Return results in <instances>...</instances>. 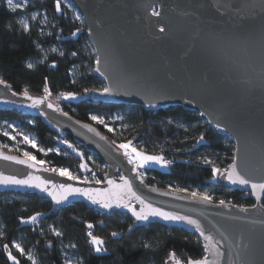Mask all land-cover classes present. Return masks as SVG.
I'll list each match as a JSON object with an SVG mask.
<instances>
[{"label": "water", "instance_id": "water-1", "mask_svg": "<svg viewBox=\"0 0 264 264\" xmlns=\"http://www.w3.org/2000/svg\"><path fill=\"white\" fill-rule=\"evenodd\" d=\"M65 1L71 3L81 15L95 59L100 58L99 65L96 60L94 62L93 74L104 85L117 80L121 82V87L112 95L102 96L98 92H91V100L140 107L145 111L180 106L195 112L210 129L233 142L237 170L254 183H264V80L260 76L259 43V29L264 19L257 14L255 18L245 19L241 23L235 13H225V9L219 7L231 4L233 8H238L253 0ZM259 2L255 0V3ZM151 6L161 13L159 17L151 16ZM243 14L246 15L247 10ZM161 26L165 27L164 33L158 30ZM252 40H255L254 46ZM97 68L100 71H96ZM6 84L9 87L0 84L1 112L16 111L36 118L53 133L69 136L104 163L106 173L100 183L68 180L58 173L45 171L50 168L43 165L29 168L25 164L5 160L3 156L25 160L27 157L8 153L1 148L0 173L18 179L31 174L33 184L51 179L55 188L52 184L48 188L58 197L63 195L59 187L62 183L90 189L95 199L109 202L112 207L94 204L88 196L79 194L70 195L67 201L57 204L47 192L27 186L0 185V192L36 195L46 199L56 209L82 203L106 214H124L136 227L156 223L177 228L199 238L203 248L205 241L191 226L164 221L159 217L137 221L129 208L123 205L128 204L137 211L142 205L129 193L121 179L123 176L131 182L132 191L153 207L200 220L206 233H211L219 241L217 247L224 253L218 264H241L242 261L246 264H264V211L259 210L264 190L256 189L253 194L251 185L234 184L225 178L226 173L223 172L227 187L250 194L257 205L253 209L231 203L220 206L214 202L205 204L199 200L193 201L186 194L149 186L143 176L141 183V173L136 163H129L125 152L116 148L94 124L80 121L69 114L63 115L65 112L61 111L60 106L47 96L28 94L33 98L30 100L23 93L13 95L11 85ZM42 98L44 102L37 108L29 107L33 100ZM49 103L53 108L47 107ZM201 112L205 115L201 116ZM217 122L222 125L221 128L216 127ZM109 180L113 183L109 184ZM241 207L248 208L249 212L240 211ZM238 243H247L249 248H237ZM209 259L213 257L209 256Z\"/></svg>", "mask_w": 264, "mask_h": 264}, {"label": "trees", "instance_id": "trees-1", "mask_svg": "<svg viewBox=\"0 0 264 264\" xmlns=\"http://www.w3.org/2000/svg\"><path fill=\"white\" fill-rule=\"evenodd\" d=\"M30 1L32 4L28 7L29 11L45 10L52 18L54 26L50 37L40 38L34 28L28 32L21 30L15 22L18 13L10 12L5 1L0 0V79L10 84L13 92L22 94L27 89L28 94L47 96L60 106L61 111L89 123H92L89 119L91 112L104 115L129 108L133 111L129 113L133 127L124 135L113 136L102 126L94 125L116 148L130 141V145L136 150L143 146L144 153H155L173 162L165 170L146 168L143 178L147 185L171 191L169 186H173V189H186L188 186L208 187L212 189V193L217 194L212 198L214 203L224 200L245 207L254 204L249 193L232 190L224 181L213 180L211 169L218 167L224 172L228 168L233 160L234 145L228 137L210 129L195 112L184 110L180 106L145 111L140 107L91 100V91L85 94L84 90L103 87L102 80L93 74L95 55L90 60L92 71L86 78L74 83L69 76L70 68L79 58L84 57L83 46L89 41L85 26L66 17L62 4L61 11L57 12L56 0ZM77 28H80L81 32L74 37L72 32ZM36 42L58 46L61 55H51L43 64H37L33 69L27 68V61L39 59ZM45 87L51 95L45 93ZM67 92L75 93L80 98L58 102L60 94ZM0 121L21 124L45 148H52L64 141L74 145L83 154L84 159L90 154L84 147L77 146L69 136L53 133L36 118L16 111H0ZM174 122L196 126L187 132L177 131ZM201 134L204 135V140L196 143ZM0 140L4 141V138L0 136ZM207 157L212 161L211 164L204 162ZM36 158L40 159V156L36 154ZM46 159L55 167L78 166L80 161L74 153H69L68 157L49 155ZM105 173L106 169L102 172L92 169L87 175L90 181H103ZM7 196L14 198H6ZM36 213L41 214L36 219L41 226H51L58 230L61 233L60 238L47 233L38 234L33 230L35 221H29L28 218ZM22 219L24 223L21 222ZM89 224L92 225L91 228L88 227ZM0 227V264H28L12 250V242L19 236L28 240L25 248L34 249L39 264H62L59 250L62 244L74 246L72 252L80 260V264H166V261L170 264L174 262L170 253H174L181 262H186L188 258L195 260L204 256L201 242H198L195 235L183 230L167 228L156 223L136 227L124 214H106L82 203L56 209L46 199L32 194L0 192ZM89 232L104 241L102 247L107 251H94V246L90 244ZM113 232L120 233V236L113 237ZM145 243L151 247L145 248ZM5 245L8 247L5 248ZM9 253L16 257V262L8 258Z\"/></svg>", "mask_w": 264, "mask_h": 264}, {"label": "snow or ice", "instance_id": "snow-or-ice-1", "mask_svg": "<svg viewBox=\"0 0 264 264\" xmlns=\"http://www.w3.org/2000/svg\"><path fill=\"white\" fill-rule=\"evenodd\" d=\"M7 4L12 11H15L16 9L21 7V5L19 3H14V0H7ZM202 6L203 5H201V7ZM144 7L147 8L149 6H144ZM151 7H152L151 16L152 17H159L161 15V13L156 10L155 6H151ZM219 7H223L225 9V13H227L229 11L235 13L236 16L240 19L241 23H243V21L245 19L255 18V16L257 14H260L262 16V19H264V0H260L259 4L255 3V0H253V2H251V3L246 2V3H243L242 5H240L238 8H233L231 4L220 5ZM55 10L57 12L61 11L60 0H56ZM244 10H247L246 15L243 14ZM32 18L35 19V15H33ZM75 19L80 20L81 23H83V20L79 15H77L75 17ZM20 24L22 25L24 31L29 30V25L24 23V21L21 20ZM9 27H10V25H9ZM158 30L160 33H164L165 27L161 26V27H159ZM89 31H91V29ZM80 32H81V29L77 28L74 32H72V36L75 37ZM251 43L254 46L255 40H252ZM259 43H260V47H261L260 76H261V79L264 80V23L261 24L260 29H259ZM52 51H55V49H52ZM72 54L75 55L76 53H72ZM100 63H101L100 58L97 57L96 64L99 65ZM27 67L32 68L33 65L31 63H29L27 65ZM96 71H100V69L97 68ZM101 74L103 75V73H101ZM105 78L108 79V77H105ZM45 79H47V78H45ZM0 84H4L6 87H9L3 79H0ZM120 87H121V82L117 80V81H113L112 83H110L108 85H104L103 87H101L99 89L89 90L86 88L84 90V92H85V94L89 93V91L98 92L102 96H109V95L114 94L117 91V89ZM44 91L46 94L51 95V93L49 92V89L47 87H45ZM13 95H16V93L13 92ZM23 95L27 99H30V100L33 99L31 96L28 95L27 89L24 90ZM60 95L64 99L75 100V99L80 98L77 96V94L71 93V92L61 93ZM43 102H44L43 98L42 99H35V100H33L32 104L29 105V107L37 108ZM47 107L53 108V105L49 103L47 105ZM63 115L67 116L68 113L65 112V113H63ZM200 115L204 116L205 113L201 112ZM90 119L93 121H97L100 124H104L105 127H108V125L105 124L104 119L98 115H91ZM209 123H212V121H209ZM9 127H12V126L9 125ZM86 127H87V125H86ZM216 127L221 128L222 125L219 122H217ZM89 130L91 131L92 129H89ZM108 130L113 131L112 128H108ZM5 135H7V132H5ZM12 139H15V137H12ZM23 139L26 143L31 144L32 147H36L35 141L31 140L28 136L25 135L23 137ZM203 140H204V135L201 134L196 143H200ZM130 143L131 142L129 141L128 143H122L119 145V148L126 150L124 155L129 157V163H133L134 159L138 160L140 162L139 167H143L144 164H147L149 162L159 164V165H161V167H167L171 163L170 161L165 160L163 156L142 154L141 152H138L135 148L131 149V152L135 153V157H132L130 155V153L127 151ZM5 147H6V145H5ZM69 147H73V146L69 145ZM193 147H195V144L193 145ZM49 151H51V149H49ZM56 151H59V149H56ZM23 155L25 157H27L26 160L25 159H17L16 157H13V156H3L2 158L5 160H13L19 164H25L29 168H33L36 165H44L45 164V161L37 160L36 156L33 155L31 152L25 151L23 153ZM29 161H31L32 163H29ZM233 161H234L233 164L229 165L228 169L224 170V173H226V177H225L226 179H228L229 181H231L234 184H239L242 186L251 185V190H252L253 194H255L256 189L264 190V183H259V184L254 183L249 178H247L245 175H243L241 171L237 170V165L235 164V155L233 156ZM204 162L209 163V164L212 163V161L207 160V158H204ZM80 168L86 170L87 166L85 164H81ZM44 170L45 171H51L53 173H58L59 176L67 177L68 180H79V177L73 175V173L67 168H58V169L57 168H51V169H44ZM211 171L213 173V178H215L216 174H222L223 175V173H221V169L218 167H213L211 169ZM139 175L141 177V183H143V179H142L143 174L141 173ZM33 179L34 178L31 176V174H29L27 176V178L18 179L15 176H4L2 173H0V185H3V186L16 185V186H27V187L38 188L42 192H47V194L49 196H51L52 199L55 200L57 204H60V203L67 201L68 197L70 195L79 194L82 196H88V198L91 199L92 203H94V204H97V203L102 204V206L105 208L112 207L111 203H109V202L95 199L91 195L90 189H82V188H78V187H73L71 184H63L62 183L59 185V187L63 191V195L58 197L54 191H51L48 188L49 184H52L53 188H55V184H54L53 180H51V179L40 180L39 183L33 184L32 183ZM35 179H39V178H35ZM121 179L124 180V184L127 186V189L129 191V193L131 194V196L134 197L135 200L139 201L140 205H142V207L139 211H137L135 207H130L128 204L123 205L124 207L129 208V210L132 212L133 216H135L137 221H148L149 217H159L160 219H162L164 221L183 223V224H186L188 226H191L192 229L194 230V232H198L199 236L203 238V241H205V243L203 244V250L206 253V255L202 256L200 259H195V260L192 258H188L186 262H183V264H218L219 258L222 257L224 255V253L220 251L219 247H217V245L219 244V241H216L215 237L211 233H206V230H205L204 226L201 224L200 220L193 218L190 215H181L177 212L165 211L162 208L153 207L152 204L147 202L142 196L137 195L136 192L132 191V185H131V182L129 180H127L123 176H121ZM85 181H87L86 177H85ZM100 182H101L100 180L96 181V183H100ZM108 183L112 184L113 181L109 180ZM172 191H174V192H187L188 190L183 189V188H175V189H172ZM189 195L191 196L193 201L199 200L205 204H211L212 203V196L209 195L207 192L198 193L196 191H192L189 193ZM219 205L220 206L225 205V201L220 200ZM117 206H120V205L118 204ZM251 207L253 209H255L257 207V205L254 204ZM259 210L264 211V203L259 204ZM240 211L247 213V212H249V209L245 208V207H241ZM40 215H41L40 213H36L35 215L29 217L28 220L34 222V221H36L37 217ZM21 222L24 223L25 221L22 219ZM88 227L91 228L92 225L89 224ZM131 230L132 229L130 227L129 231H131ZM56 235L59 236V235H61V233L57 232ZM88 235L91 237L90 244L94 246L95 252L99 253V252L107 251L106 248L102 247V245L104 244V241L102 239L93 235L91 232H89ZM111 235L113 237H117V236H120V233L113 232ZM198 242H199V238H198ZM143 246L145 248L151 247V245L148 243H145ZM4 247L7 248L8 246L5 245ZM15 247L17 249H19V251L21 253L24 252V249H22L19 244L15 245ZM236 247L237 248H243L244 250H247L249 248V245L247 243H244L243 245L238 243L236 245ZM209 256L213 257V259H209ZM8 258L11 259L12 261L16 262V257L11 255V253H9ZM170 258L174 261V264H182V262L175 257L174 253H170ZM29 259H32V258L29 257ZM33 264H35V261L33 262ZM64 264H72V262H71V260L66 258ZM166 264H167V261H166ZM241 264H246V262L242 261Z\"/></svg>", "mask_w": 264, "mask_h": 264}, {"label": "rangeland", "instance_id": "rangeland-1", "mask_svg": "<svg viewBox=\"0 0 264 264\" xmlns=\"http://www.w3.org/2000/svg\"><path fill=\"white\" fill-rule=\"evenodd\" d=\"M4 1H5L7 9L10 12L18 13L17 16L15 17V22L21 30H23V27L20 24V21L22 20L24 21V23L29 25V30L31 28H34L40 38H46V37L51 36V29L54 26V22L45 10L29 11L28 7L32 4L30 0H14V3H19L21 7L16 9L15 11H12L7 4V0H4ZM60 3L63 5L66 17H69L71 20L77 23H81L80 20L75 19L77 15H79L80 17L81 15L78 13V11L75 9V7L71 3L65 0H60ZM33 15H35V19L32 18ZM28 31H24V32H28ZM35 45L39 53V59L27 61L26 66L29 63L33 65V67L29 69H33L37 64H43L47 60V58L51 55H55V54L61 55L59 51V47L54 44L42 45L39 42H36ZM52 49H55V51H52ZM83 55L84 57L79 58L78 59L79 61L76 64H74L70 68V71H69V76L71 78V81L74 83H79L81 79L86 78L92 71V65L90 64V60H92L94 51H93L90 41L84 44ZM103 86H104V83H103ZM70 100L72 101L73 99H64L62 96H60L58 102H65V101H70ZM130 112H133V111H131L129 108L118 109L112 114H104V115L91 112L89 114V119L91 115H98L102 117L105 121V124H107L108 127H105L104 124H100L97 121H93L91 119L90 121L93 124L102 126V128L106 132H108L109 134L113 136H121V135H124L127 131H129L133 127V124L131 122V118L129 115ZM173 124L177 131H183V132L190 131L194 129L196 126L195 124L188 125V124L179 123V122H174ZM9 125H11L12 127H9ZM108 128H112L113 131H109ZM5 132H7V135H5ZM25 135L28 136L31 140L35 141L36 147H32L31 144H28L24 141L23 137ZM0 136L4 138V141L0 140V148L3 149L4 151L8 153H15L23 157H25L23 155L25 151L31 152L35 156L36 154H38L40 156V159H37V158L36 159L45 161V164L43 166L47 168L51 167V168H57V169L67 168L73 173V175L78 176L79 180H81L84 176L88 177L87 173L92 169H95L97 172H102L104 169H106L105 164L102 163L95 155L90 153L86 157V159H84L83 154L79 150H77L74 145L70 143L61 141L58 145H55L52 148H45L41 146L38 143L37 138L32 133H30L27 129L21 126V124L17 122L0 121ZM12 137H15V139H12ZM69 145H72L73 147H69ZM77 146H80V145L77 144ZM132 148L134 147L129 145V148L127 149V151L130 153L132 157H135V153L131 152ZM49 149H51V151H49ZM56 149H59V151H56ZM144 149L145 148L141 146V148L137 151L141 152L142 154H146L143 151ZM119 150L121 152L126 151L125 149H121V148H119ZM69 153H74L76 156L79 157L80 161H79L78 166L75 165L73 167H68V166L67 167H55V166H52L51 162L46 159V157L49 155L68 157ZM146 155H157V154L153 153V154H146ZM207 160H210V159L207 157ZM133 161L136 163V165L139 168L140 173H142L143 175H146V168L148 167L165 170L169 166L168 165L167 167H161V165L159 164L149 162L147 164H144L143 167H139L140 162L135 159ZM81 164H85L87 166V169L85 170V169L80 168ZM221 173L223 172L221 171ZM213 180L222 182L224 181V176L222 174H216ZM169 187L172 189L174 188L173 186H169ZM186 189L188 190L187 192H181V193L186 194L188 196H190L189 193L192 191H196L198 193L207 192L209 195L212 196V198L215 195H217L215 193H212V189L208 187L188 186ZM6 198H14V197L7 196ZM0 230H1V227H0ZM33 230L37 232L38 234L47 233L53 237L60 238V235L59 236L56 235V233L59 232L58 230L52 228L51 226L42 227L40 222H39V226H36L35 224L33 225ZM27 243H28V240H26L24 236H19L15 240H13L12 250L15 253L19 254L24 260H26L28 264H33L34 261H35V264H39L36 258L34 249L25 248ZM17 244H19L20 247L24 249L23 253H21L19 249L15 247V245ZM59 250H60V256L62 258V264H64L66 258L71 260L72 264H80V260L76 256H74L72 252L73 247L62 244L60 245ZM29 257H31L32 259H29Z\"/></svg>", "mask_w": 264, "mask_h": 264}, {"label": "built area", "instance_id": "built-area-1", "mask_svg": "<svg viewBox=\"0 0 264 264\" xmlns=\"http://www.w3.org/2000/svg\"><path fill=\"white\" fill-rule=\"evenodd\" d=\"M173 164V162H171L169 165H172ZM87 178V181H90L89 179H88V177H86ZM81 180H85V176L81 179ZM225 203H229V202H225ZM34 224L36 225V226H39V222H38V220H36L35 222H34Z\"/></svg>", "mask_w": 264, "mask_h": 264}]
</instances>
